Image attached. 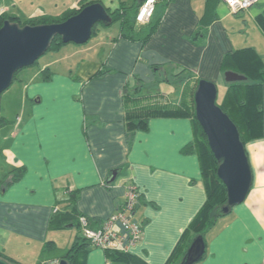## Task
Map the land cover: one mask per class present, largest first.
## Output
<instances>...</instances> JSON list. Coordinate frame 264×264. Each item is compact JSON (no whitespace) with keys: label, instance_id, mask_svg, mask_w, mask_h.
<instances>
[{"label":"crops","instance_id":"0c3cea01","mask_svg":"<svg viewBox=\"0 0 264 264\" xmlns=\"http://www.w3.org/2000/svg\"><path fill=\"white\" fill-rule=\"evenodd\" d=\"M206 1L169 0L157 11L160 23L149 40L122 39L119 29L117 36L100 41L94 55L93 47H75L44 63L48 80L42 81L41 69L22 71L15 87L8 88L0 105L6 122L0 126V159L5 175L18 167L24 173L1 190L3 253L18 254L12 259L23 264L46 241L63 248L52 239L57 231L48 230V221L55 208L67 206L71 192L77 212L98 229L122 207L127 190L135 189L139 204L130 217L143 230L128 252L148 264L166 262L206 200L197 155L182 153L194 141L193 122L152 116L145 130L128 134L122 95L127 86L139 94L171 97L159 84H176L174 75L182 71L225 92L229 83L220 66L226 53L250 47L264 61V34L255 22L264 0L240 13H231L221 0H211L207 9ZM10 2L18 16L21 10ZM8 4L0 1V15H9ZM66 60L68 67L61 64ZM101 70L108 72L97 77ZM193 84L190 78V88ZM244 149L250 191L206 232L204 255L195 264H264V138L247 142ZM72 228L68 224L64 230ZM74 229L75 238L80 232ZM85 264L117 263L89 245Z\"/></svg>","mask_w":264,"mask_h":264},{"label":"trees","instance_id":"16d2710c","mask_svg":"<svg viewBox=\"0 0 264 264\" xmlns=\"http://www.w3.org/2000/svg\"><path fill=\"white\" fill-rule=\"evenodd\" d=\"M210 1L211 0L206 1L207 9L210 7ZM95 2L96 1L94 0H80L77 8L67 10L62 16L56 18L34 17L23 21L17 16L1 14L0 27L5 21L17 23L20 27L25 25L36 26L63 22L69 17L78 14L82 8ZM168 2L169 0H156L155 10L150 21L143 25H139L135 21L138 8L142 4V2H139L138 0H134L132 6L124 7L121 5L120 8L113 11L105 9L110 15L112 23L116 21L119 22L120 38L131 41L141 40L142 42H145L154 35L159 26V16L157 17L159 7L162 9L168 4ZM207 14H211L210 10L207 11L204 16ZM211 17H213V15H211ZM255 22L264 34V10L255 16ZM97 25L98 24L93 27L92 36L97 32ZM200 33L201 31L199 29L197 36H199ZM63 45L65 44H63L61 38L57 36L51 42L48 50H59ZM220 68L222 73L232 71L245 77V80L229 83L222 98L219 100L216 98V105L236 126L240 141L243 145L249 141L264 138V61L262 57L255 51V49L250 47L233 50L224 55ZM46 70L48 69L43 70L45 72L44 79L48 80L50 72H47ZM107 72L108 70H101L96 76L101 77ZM183 74H185L183 77L185 81L181 84V87L182 85L184 86L188 80L190 81V78L194 81L191 106H188L186 101H171L169 99L170 97L155 92L154 95L164 97L168 101H165V104L152 102L151 104H144L141 106L142 108H140L138 102L146 100V98L152 95L151 93L139 94L137 89H129L126 86L122 95L125 130L128 134L132 135L136 131L145 130L147 127V120L152 116L189 117L194 126V141L186 145L182 149V153H195L197 155L201 177L206 189V200L188 228L185 229L180 236V239L164 264H180L187 248L196 236H201L205 244L204 237L206 232L215 223L217 218L224 216L221 210L226 206L227 202L225 186L216 175L218 162L211 153L207 139L195 119L193 95L198 82L202 78H193L194 75L185 73L184 71L174 75V77L179 79ZM15 76L13 80H15ZM183 79H181V81H183ZM138 108L140 109L137 110ZM5 123V119L0 116V126ZM23 173L24 168L18 167L6 174L2 180H0V191L2 189L6 190L17 183L21 179ZM75 201V196L71 192L69 199L66 201V203H68L67 206L64 208L60 207L59 211L57 210L54 212L49 218L48 230H64L68 224L73 228L79 229L78 219L81 215L76 210ZM60 205L61 202H58L57 206ZM89 245V242L79 233L76 234L71 245L66 248L58 247L51 240L46 241L40 249L36 264H46L49 261L59 262L60 260H64L67 264H85ZM103 251L106 260L111 263L148 264L146 261L128 251L125 252L119 249H105ZM0 258L9 264H19L13 259L7 257L2 251H0Z\"/></svg>","mask_w":264,"mask_h":264},{"label":"water","instance_id":"95a60500","mask_svg":"<svg viewBox=\"0 0 264 264\" xmlns=\"http://www.w3.org/2000/svg\"><path fill=\"white\" fill-rule=\"evenodd\" d=\"M96 24H112L110 15L100 2L87 5L78 14L59 23L20 27L17 23L5 21L0 27V95L10 87L20 69L34 64L49 49L55 37L59 36L63 44L82 45L91 38ZM244 80L245 77L237 73H224L226 83ZM216 98V85L201 79L193 97L195 119L218 162L216 175L225 186L227 194L226 206L221 212L226 215L231 208L245 200L251 188L252 173L238 130L216 105ZM115 175L113 173V177ZM204 252V240L201 236H196L180 264H195L202 259ZM0 264L9 263L0 258ZM58 264L67 263L60 260Z\"/></svg>","mask_w":264,"mask_h":264},{"label":"rangeland","instance_id":"374dc122","mask_svg":"<svg viewBox=\"0 0 264 264\" xmlns=\"http://www.w3.org/2000/svg\"><path fill=\"white\" fill-rule=\"evenodd\" d=\"M0 1L3 2L5 0H0ZM7 1L9 3L8 7L10 9L9 15L12 14V16H15L14 14L17 12V10L13 9V5H12L13 3L10 2V0H7ZM12 1H14L15 4L17 3L16 6L19 7V10H21L19 15H18L19 19L24 21V20H29L32 17H35V18H41V17L42 18L43 17L56 18V17H60L68 10L70 3L73 2L74 0H12ZM94 1L100 2L104 6V8L109 9L110 11H113L115 9L120 8L121 5H123L124 7H127V6H132V4L134 3V0H94ZM118 32H119V22L118 21L112 23L109 26H104L102 24H98L96 34L91 36V38L88 40L87 43L82 44V45H76L74 43L65 44L64 46H62L60 48V50H58V52H56L57 50H47L34 64H32L31 66L25 67L23 69H20L15 74L16 75L15 80L12 81L11 85L13 84V87H15L18 77L21 75V73H23L22 71L39 70V69L43 68L42 65H44V63H47V62H50L51 60H53L52 58L62 57L63 53L67 52L68 49H76L75 47H83L80 49H84L86 47H93L95 50H93L92 55H94V53H97L96 49H97V46L101 40L103 41V40H106L107 38L109 39V38L115 37V36H117ZM90 53H92V52H90ZM61 64H63L64 67H68V60L62 61ZM43 70L44 69L40 70L41 75H42L41 79H42V77L45 76L44 75L45 72ZM46 71L50 72L49 70H46ZM181 79H183V78H179L177 80L176 84H173V85L172 84L171 85L159 84V87L161 88L162 91H165L168 94L172 92V94L170 95L171 97L169 98L171 101H180V102L186 101L188 103V106L189 105L191 106V96H192L193 88H190V85H189L190 81H189V83L188 82L185 83L184 86L182 85V87H183L182 88L181 85L179 84ZM42 81H43V79H42ZM184 81L185 80L183 79L182 83ZM7 90H5L1 94L2 96L0 95V105L3 103V101H5V99L8 97V95L10 93V92H6ZM223 90H225V88L223 89L220 85H218V90H217L218 100L222 98L223 92H224ZM142 94H145V92L143 91ZM151 94L152 95L149 96L148 98H146V100L138 102V105H140V108H142L141 106L144 104H149V103L151 104L152 102H160V103L165 104L166 103L165 101H168L164 97H160V96L158 97V96L154 95L155 91H153ZM193 97H194V95H193ZM169 103H170V101H169ZM140 108H138L137 110H139ZM6 172H7V170L3 166L1 159H0V180H2V178L5 176ZM0 194H1V191H0ZM75 232H76V230L74 228L67 229L64 231H57V232H53V233L51 232L52 233V239L59 246L65 248L73 242ZM4 254L7 257L11 256V259L12 258L14 259V257L18 256V254H13V255L12 254L8 255L7 253H4ZM33 255H32L33 257H31L30 262H27L25 259L22 260L21 262L23 264H34V262L37 260L39 254L36 253V251H35V252H33ZM27 260H28V258H27ZM46 264H58V261H49Z\"/></svg>","mask_w":264,"mask_h":264},{"label":"built area","instance_id":"2783aa9c","mask_svg":"<svg viewBox=\"0 0 264 264\" xmlns=\"http://www.w3.org/2000/svg\"><path fill=\"white\" fill-rule=\"evenodd\" d=\"M221 1L231 13H240L250 9L260 0ZM155 3L156 0L142 2L135 16L137 24L143 25L150 21L155 10ZM139 196L140 194L135 189H128L122 207L104 221L98 229H91L88 226V220L80 216L78 219L80 235L95 248L128 251L142 235V225L130 217V213L139 204ZM53 211L56 212L57 209Z\"/></svg>","mask_w":264,"mask_h":264}]
</instances>
